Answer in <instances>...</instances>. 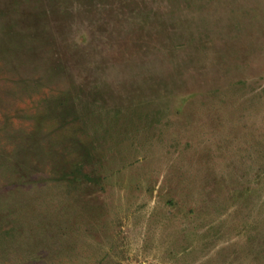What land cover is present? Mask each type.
I'll return each instance as SVG.
<instances>
[{
    "label": "rangeland",
    "instance_id": "obj_1",
    "mask_svg": "<svg viewBox=\"0 0 264 264\" xmlns=\"http://www.w3.org/2000/svg\"><path fill=\"white\" fill-rule=\"evenodd\" d=\"M0 264H264V0H0Z\"/></svg>",
    "mask_w": 264,
    "mask_h": 264
},
{
    "label": "trees",
    "instance_id": "obj_2",
    "mask_svg": "<svg viewBox=\"0 0 264 264\" xmlns=\"http://www.w3.org/2000/svg\"><path fill=\"white\" fill-rule=\"evenodd\" d=\"M74 101V100H73ZM70 101L67 102V104H69ZM74 104H76V102L74 101Z\"/></svg>",
    "mask_w": 264,
    "mask_h": 264
}]
</instances>
